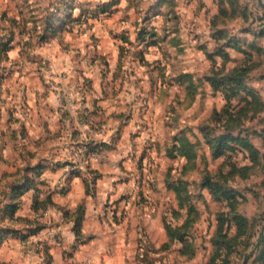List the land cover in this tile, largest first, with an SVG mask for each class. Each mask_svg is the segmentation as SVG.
<instances>
[{"label": "rangeland", "instance_id": "1", "mask_svg": "<svg viewBox=\"0 0 264 264\" xmlns=\"http://www.w3.org/2000/svg\"><path fill=\"white\" fill-rule=\"evenodd\" d=\"M263 34L257 0H0L3 97L87 137L122 125L111 149L132 123L64 264H264ZM239 134L252 148L213 156Z\"/></svg>", "mask_w": 264, "mask_h": 264}, {"label": "crops", "instance_id": "2", "mask_svg": "<svg viewBox=\"0 0 264 264\" xmlns=\"http://www.w3.org/2000/svg\"><path fill=\"white\" fill-rule=\"evenodd\" d=\"M7 85L4 83L0 89V264H64L65 250L75 249L77 245L83 250L88 245L77 241L73 212L83 200H87L86 218H89L91 210L98 207L87 195L81 176L73 178L66 194L60 192L68 167L58 163L65 160L67 153L80 140L90 138L96 144L110 143L122 125L112 123L104 132L106 134L100 135L91 130V137L80 131L79 139L69 124L80 125L81 122L71 120L70 123L71 118L67 120L58 110L46 112L43 105L48 103L42 104L31 95L23 98L25 101L18 96L3 97ZM20 102L31 113L24 114V121L21 119ZM123 127V136L119 138L116 149L103 148L91 158V168L100 175L97 183L99 196L105 193L107 181L118 174L113 176L108 167L117 159V163L131 164L129 157L134 149L132 153L131 148L124 146L131 143L132 123ZM102 153L106 154V159L100 158ZM102 160L108 162L102 163ZM39 168L41 172L37 177ZM48 194H51V202L46 208L35 211L34 200H42ZM17 202L19 206L15 213L8 212L9 206ZM11 215L14 216L11 218ZM26 218L38 221L41 228L31 232L35 225L22 220ZM83 230L91 229L85 225ZM22 235L27 236L26 240L20 238Z\"/></svg>", "mask_w": 264, "mask_h": 264}, {"label": "trees", "instance_id": "3", "mask_svg": "<svg viewBox=\"0 0 264 264\" xmlns=\"http://www.w3.org/2000/svg\"><path fill=\"white\" fill-rule=\"evenodd\" d=\"M231 4H233V3H231ZM261 19H263V17H261ZM263 36H264V34H263ZM233 71H235V70H233ZM2 80H3V77H0V89L3 86ZM223 81L225 83H227L228 85L233 84V83H235V85H237L239 82L238 77L235 78V75H233V77L224 76ZM240 136H241V134H239L235 137H231L228 140L226 135H221L218 139L219 148L213 151V156L214 157H220V156L225 154V149H234V145H228V144L226 145V142H228V141L233 142L234 144H239L241 146L244 144L246 146V148H252V146H249L247 144V141L244 138H241ZM73 146H74V148H73V153H72L71 159L70 160L66 159L63 162L58 163V165H64L65 167L69 168L65 182L62 185V187L60 188V192L62 194H66L69 190V187H70V184H71L73 178H75L77 176H81L83 178L85 186H86V192H87V194H90L91 189L89 187L88 182L90 180V183H96V177L94 178L95 181H91V179H89V176H90V174H94V175L99 174L97 171H95L94 169L91 168V158L101 150L100 149L101 147L104 146V147L108 148L109 145H107L106 143L96 144V143L92 142V140H89V142H88L87 139L86 140L83 139V140L76 142V144H74ZM40 172L41 171L39 168V170L36 172L37 177H39ZM27 180H29V179H27ZM50 202H51V194H48L42 200H40V199L34 200L33 208L35 209V211L38 212V211H40V209L46 208ZM18 206H19V202L9 206L8 212H10L11 214H14L15 211L18 209ZM73 213H76L75 233L78 236V234L80 233V226H79L80 223H79L78 217L83 216L84 205H79L78 209H76ZM13 216L14 215H11V218ZM22 220L24 222H26L27 224L35 225V229H33L31 232H35L41 228L38 221H35V220L33 221V220H30L27 218L22 219ZM20 238L24 241V240H26L27 236L22 235Z\"/></svg>", "mask_w": 264, "mask_h": 264}, {"label": "water", "instance_id": "4", "mask_svg": "<svg viewBox=\"0 0 264 264\" xmlns=\"http://www.w3.org/2000/svg\"><path fill=\"white\" fill-rule=\"evenodd\" d=\"M259 6L264 10V0H257Z\"/></svg>", "mask_w": 264, "mask_h": 264}]
</instances>
